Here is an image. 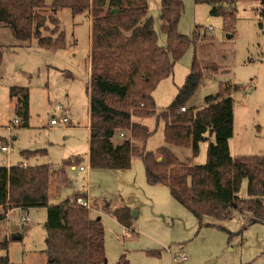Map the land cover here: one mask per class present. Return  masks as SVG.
<instances>
[{"label":"rangeland","instance_id":"obj_1","mask_svg":"<svg viewBox=\"0 0 264 264\" xmlns=\"http://www.w3.org/2000/svg\"><path fill=\"white\" fill-rule=\"evenodd\" d=\"M100 1L104 6L107 0ZM159 2L147 0L148 17L158 46L164 48ZM260 2H237L229 25L212 16L209 5L182 0L177 31L189 38L197 35L199 40L174 63L172 75L160 81L152 94L156 108L167 107L184 84L195 55L204 77L187 107L200 109L221 85L232 86L233 135L228 147L234 160L264 158V19ZM56 16L65 37V47L57 50L39 47L34 39L18 40L9 26L0 23V146L8 147L7 153L0 151V167L47 165L50 205L84 197L88 217L99 220L104 231V260L99 264H178L171 256L181 249L188 253L183 264H264V221L251 223L237 214L223 222L208 217L199 221L171 198L165 186L147 184L138 157H132L126 170L90 169L86 129L90 19L87 14L72 16L66 9ZM12 88L28 92L26 126L16 113V98L10 97ZM56 107L71 118V124L50 125L52 117L60 113ZM14 120L18 123L13 124ZM133 121L149 132L144 144L134 142V146H143L146 152L168 148L185 165L205 163L212 138L202 141L192 157L189 147L165 144L161 121L154 117ZM238 197H247L246 180ZM120 207L129 212L125 226L113 216L112 211ZM25 214L29 221L23 224L19 219ZM45 220L43 208L10 214L0 223V243L5 240L7 245L0 256L5 254L9 264H46ZM6 223L7 228L1 227Z\"/></svg>","mask_w":264,"mask_h":264},{"label":"trees","instance_id":"obj_2","mask_svg":"<svg viewBox=\"0 0 264 264\" xmlns=\"http://www.w3.org/2000/svg\"><path fill=\"white\" fill-rule=\"evenodd\" d=\"M44 1L0 0V23L9 26L18 40L34 39L39 47L57 50L65 47L57 12L66 9L72 16L87 14L90 169L126 170L132 157H138L147 184L165 186L171 198L199 221L208 217L223 222L234 214L251 223L264 221V158L234 160L229 152L228 141L233 135L232 86L221 85L216 95L205 98L204 107L188 108L204 77L194 55L173 101L163 109L154 104L152 94L158 83L172 75L174 63L199 40L197 35L189 38L177 31L182 0L159 2L160 29L166 38L164 48L158 46L153 21L148 17L147 0H107L104 6L100 0H53L49 5ZM239 1L194 0L196 4L209 5L210 14L229 25ZM260 5L264 19V0ZM10 97L16 98V113L26 126L27 90L12 88ZM150 117L163 123L166 145L189 147L192 157L197 155L202 141L212 138L205 163L185 165L168 148L146 152L143 146H134V142L144 144L149 132L133 120ZM50 177L47 165L0 167V221L9 210L43 208L46 264L102 263L104 231L99 220L90 219L84 208L71 205L68 200L50 205ZM243 180L246 199L238 197ZM112 212L125 226L128 209L120 207ZM0 251H7L5 240L0 243ZM0 264H9L5 254L0 256Z\"/></svg>","mask_w":264,"mask_h":264},{"label":"built area","instance_id":"obj_3","mask_svg":"<svg viewBox=\"0 0 264 264\" xmlns=\"http://www.w3.org/2000/svg\"><path fill=\"white\" fill-rule=\"evenodd\" d=\"M59 109L60 113L56 116V117H52V119L50 120V125L51 126H56V127H63V126H67L69 124H71V118L65 114L61 108L56 107V110ZM184 109H181V111H183ZM54 113V111H53ZM17 120H14L13 124H17ZM120 137L122 135H119ZM0 151L7 153L8 152V147L7 146H0ZM25 167V166H23ZM80 171H83V168H79ZM68 203L74 206H78V207H82L84 209H88V202L84 197H76V198H72L70 200H68ZM7 215H5L6 217ZM20 222L25 224L28 222V217L27 214L22 215L20 217ZM171 261L173 263H178V264H183L185 262L188 261V253L186 250L181 249L179 252L175 253L173 256H171Z\"/></svg>","mask_w":264,"mask_h":264},{"label":"crops","instance_id":"obj_4","mask_svg":"<svg viewBox=\"0 0 264 264\" xmlns=\"http://www.w3.org/2000/svg\"><path fill=\"white\" fill-rule=\"evenodd\" d=\"M86 129H87V131H88V125H87V127H86ZM22 166H29L28 164H20V165H18L17 167H22ZM7 168V167H6ZM10 168V167H9ZM70 168L71 169H76V167H75V165H72V166H70ZM79 168H82V167H79ZM58 197V195L56 194V198ZM18 209H15V210H12V211H8L7 213H6V217L4 216V219L3 220H1L0 221V223H2L3 221H7V219H9V217H10V214H12L14 211H17ZM30 210H28V211H26L27 213L29 212ZM28 221H29V219H28ZM7 223L5 224V225H3V226H1V227H4V229L5 228H7ZM26 230H27V227H26ZM186 263V262H185ZM118 264H121V263H118Z\"/></svg>","mask_w":264,"mask_h":264},{"label":"water","instance_id":"obj_5","mask_svg":"<svg viewBox=\"0 0 264 264\" xmlns=\"http://www.w3.org/2000/svg\"><path fill=\"white\" fill-rule=\"evenodd\" d=\"M113 12H116V10H113ZM226 38H227V39H230L231 36L227 35ZM133 214H135V213H133ZM25 230H26V227L23 229V231H25Z\"/></svg>","mask_w":264,"mask_h":264}]
</instances>
